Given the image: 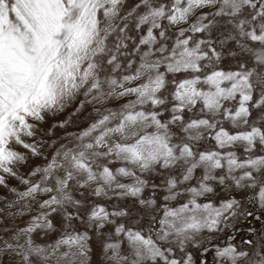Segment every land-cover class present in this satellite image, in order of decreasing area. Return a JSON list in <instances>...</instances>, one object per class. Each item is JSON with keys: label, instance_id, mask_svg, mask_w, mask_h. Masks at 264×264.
I'll return each mask as SVG.
<instances>
[{"label": "snow or ice", "instance_id": "snow-or-ice-1", "mask_svg": "<svg viewBox=\"0 0 264 264\" xmlns=\"http://www.w3.org/2000/svg\"><path fill=\"white\" fill-rule=\"evenodd\" d=\"M0 186V264H264V0H0Z\"/></svg>", "mask_w": 264, "mask_h": 264}, {"label": "rangeland", "instance_id": "rangeland-1", "mask_svg": "<svg viewBox=\"0 0 264 264\" xmlns=\"http://www.w3.org/2000/svg\"><path fill=\"white\" fill-rule=\"evenodd\" d=\"M83 97H79L76 101H73L63 112H58L55 114H49L46 122L42 125L41 135L45 140L48 141L50 145L58 146L59 143L64 141L65 135L67 132H75L79 129L85 127L92 119L96 117V114L92 111V106L88 105L85 109L80 111L79 113L76 112V108L79 106V100H82ZM61 121H65L66 126L64 128L61 127H53L54 125H58ZM51 129L50 136H44V131ZM53 152V147H47L45 150L46 155H50ZM45 163L43 157H33L29 161L28 165L21 168L20 171L22 174H26L29 169L37 166L43 165ZM9 183L13 187H17L22 189L24 186L19 183L18 180L14 178L9 179ZM15 197L13 194L3 186H0V208L4 207L7 200L14 199ZM14 211V210H13ZM24 220L27 217L23 218ZM264 223V221H262ZM22 224V220L20 217H16L13 219L12 217L5 216L4 214L0 213V230L5 227L12 228L13 226ZM253 227H258L259 225L253 223ZM239 229L238 235H244L247 232V225L243 222L237 225ZM229 231H232L231 229ZM236 235L237 233H233Z\"/></svg>", "mask_w": 264, "mask_h": 264}]
</instances>
